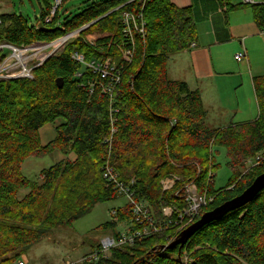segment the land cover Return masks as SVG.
<instances>
[{"label":"trees","instance_id":"1","mask_svg":"<svg viewBox=\"0 0 264 264\" xmlns=\"http://www.w3.org/2000/svg\"><path fill=\"white\" fill-rule=\"evenodd\" d=\"M229 5L230 10L251 9L264 32V3ZM118 7L112 0L92 4L65 26L57 24L58 11L51 23L44 22L50 6L34 26L16 14L1 16L0 41L18 47L52 43L87 29L37 69L33 80L0 82V264L18 263L52 229L73 226L98 204L118 200V183L136 202L146 203L158 223L164 208H187L183 190L195 183L213 201L190 227L241 195L264 173L263 162L243 176L244 182H237L247 162L264 155V76L253 80L258 119L211 129L201 93L169 77L170 57L188 50L198 37L191 9L178 8L171 0H148L143 5L145 34L131 40L123 33ZM92 34L100 37L87 41ZM124 49L133 51L130 63L122 58ZM75 54L83 55L85 64L111 60L119 83L101 79L74 60ZM58 79L64 81L62 88ZM58 120L63 123L56 127L55 139L43 146L40 129ZM214 146L226 150L234 172L218 191L214 177L209 179L218 169ZM55 151L65 159L43 171L40 182L23 175L28 158ZM70 155L75 159L67 158ZM168 177L180 180L164 190L161 182ZM233 184L237 187L228 190ZM22 190L29 192L20 198ZM116 216L97 230H115L120 223L142 228L134 223L130 203ZM179 232L172 224L133 245L113 249L107 257L101 256L100 244L92 252L100 254L98 261L79 264H264V189L245 206L199 229L185 246L162 250ZM112 234L119 239V233Z\"/></svg>","mask_w":264,"mask_h":264},{"label":"crops","instance_id":"2","mask_svg":"<svg viewBox=\"0 0 264 264\" xmlns=\"http://www.w3.org/2000/svg\"><path fill=\"white\" fill-rule=\"evenodd\" d=\"M256 1L255 4L263 3V0ZM179 2L172 0L178 8L191 9L198 37L188 50L170 57V79L185 82L191 90H198L208 116L212 109L219 112L216 116L232 115L229 103L224 100L228 99L229 91L240 96L245 104L238 107L233 116H240L243 120L239 123L232 120L223 128L256 121L259 107L253 80L264 76V32L256 25L251 9L230 10L229 4H240L232 0ZM239 53L246 56L240 62L235 59ZM236 79L238 82L234 83ZM70 159L74 160L75 156L71 155ZM125 226L124 230L128 231L131 223ZM25 260L30 264L28 255Z\"/></svg>","mask_w":264,"mask_h":264},{"label":"rangeland","instance_id":"3","mask_svg":"<svg viewBox=\"0 0 264 264\" xmlns=\"http://www.w3.org/2000/svg\"><path fill=\"white\" fill-rule=\"evenodd\" d=\"M104 1L109 0H63L58 10V26H65L68 21L82 15L92 4H100ZM253 1V4L257 2L256 0ZM232 2L235 4L244 3L243 0H232ZM56 4L57 0H0V15L16 14L26 19L29 26H34L41 22L44 14L49 12V6L53 10ZM99 37L100 35L98 34H92L88 35L86 39L87 41H93ZM233 81L234 83L238 82L237 79ZM227 98L224 101L229 103L231 107L229 111L232 115L216 116L219 112L208 108L211 111H209V116L205 122L209 128L219 129L228 125L232 120L234 123H239V121L243 120L240 116H233V113H236L238 107L242 108L245 101L240 96L233 95L231 91L228 92ZM248 107L249 104L247 102ZM62 123L63 120H58L54 124H48L40 129L39 134L43 146H46L55 139L56 127ZM213 155L215 157V164L218 165V169L213 172V188L215 191H218L228 185L229 181L234 177V172L228 165L229 158L224 148L214 146ZM70 156L67 158H70ZM61 160H63V155L59 151H55L47 156L30 157L22 166L23 175L29 181L40 182L42 172ZM247 163L248 166L242 168V171H240L242 175L237 180V182L240 180V184L245 181V175L247 177L248 172L251 171L247 169L251 166L250 160ZM262 170H264V167ZM178 180H180L178 177H168L163 179L161 183L163 187L169 188V183L171 185ZM236 187L237 184H233L228 190H233ZM28 192V190L20 191V198H23ZM128 204V198L122 196L118 200L98 204L88 215L75 222L73 226H60L52 229L41 242L34 245L28 251L27 255L30 264H79L87 254L92 253L101 244L104 237L111 236L112 231L115 233L125 232V224L127 223H120L115 230L103 231L97 229L108 222L116 221L118 217H113L115 211L123 209ZM185 229L187 228H184L183 231ZM25 257L26 255L22 258Z\"/></svg>","mask_w":264,"mask_h":264},{"label":"built area","instance_id":"4","mask_svg":"<svg viewBox=\"0 0 264 264\" xmlns=\"http://www.w3.org/2000/svg\"><path fill=\"white\" fill-rule=\"evenodd\" d=\"M9 1V0H7ZM119 4L118 10H121L120 21L123 26V33L131 40L134 39L135 34L144 35L146 23L143 18V5L148 0H112ZM244 4H253V0H243ZM63 0H57L56 7L51 12L45 15L44 22L46 24L51 23L55 13L59 10ZM264 3V0H263ZM130 7L129 9H126ZM0 15V30L3 26V21ZM38 25V24H37ZM89 27V26H88ZM87 29V27L77 31L75 33L66 35L52 43H33L31 45H25L22 47L15 46L7 41H0V82L1 81H14V80H33L34 73L37 69L42 67L51 57L60 53L68 43L73 41L77 35ZM96 40V39H95ZM93 40V41H95ZM89 41V42H93ZM122 58L126 63H130L133 58V51L130 49L121 50ZM245 53L239 54L235 57L237 61H242L245 58ZM74 60L79 63L85 64V58L83 55H73ZM88 68L92 69L95 73L101 76V79H112L113 84L119 83V74L115 73V66L111 60L105 62L92 61L85 64ZM264 162V155H259L257 158L250 161L249 170H253L258 166H261ZM248 166V164H247ZM214 173H210L209 179H212ZM133 184V182H132ZM174 182L170 185L171 189L174 186ZM120 190V195L128 198L129 203L132 206V213L135 225L142 227L141 229H133L134 224L128 231L119 233V239L114 236H106L101 241V256L107 257L111 251L117 247L125 245H133L136 240L147 237L151 234L158 233L162 229H167L172 224L177 228V232L187 228L198 218L200 212L209 204L212 203L213 197L208 192L201 193L198 186L195 183L188 184L183 190V199L187 204V208L180 211L176 208H165L163 210V220L161 223L152 220V214L149 207L144 202H136L133 195L125 189L121 184H117ZM171 186V187H170ZM178 215V219L174 221V215ZM116 216V211L113 214ZM149 225L147 227L146 225ZM100 254L90 253L83 260L87 262H96L99 259ZM17 264H28L25 259H22Z\"/></svg>","mask_w":264,"mask_h":264},{"label":"water","instance_id":"5","mask_svg":"<svg viewBox=\"0 0 264 264\" xmlns=\"http://www.w3.org/2000/svg\"><path fill=\"white\" fill-rule=\"evenodd\" d=\"M42 27L43 24L41 23ZM90 26V25H89ZM57 85L59 88H62L64 85L63 79L57 80ZM264 189V173L255 178V180L251 183V185L239 196L236 198L229 200L217 208L205 213L199 221L192 224L190 227L182 231L177 238L167 246H163L162 250L173 249L177 246H185L190 238L202 227L222 219L231 211L237 210L247 203L253 201L257 195Z\"/></svg>","mask_w":264,"mask_h":264},{"label":"clouds","instance_id":"6","mask_svg":"<svg viewBox=\"0 0 264 264\" xmlns=\"http://www.w3.org/2000/svg\"><path fill=\"white\" fill-rule=\"evenodd\" d=\"M125 231H127V230H125ZM109 236H110V235H109ZM111 236H113V234H112ZM89 254H90V253H89ZM87 255H88V254H87ZM87 255H86V256H87ZM22 259H25V258H22ZM82 260H83V259H82ZM82 260H81V261H82ZM16 264H17V263H16ZM28 264H29V263H28Z\"/></svg>","mask_w":264,"mask_h":264}]
</instances>
